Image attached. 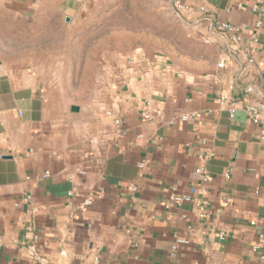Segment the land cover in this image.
Masks as SVG:
<instances>
[{
    "label": "crops",
    "instance_id": "crops-1",
    "mask_svg": "<svg viewBox=\"0 0 264 264\" xmlns=\"http://www.w3.org/2000/svg\"><path fill=\"white\" fill-rule=\"evenodd\" d=\"M0 1L31 25L75 23L95 3ZM173 1L204 42L203 68L123 59L101 66L76 99L36 64L0 59V264H264L251 250H264V139L240 105L230 118L215 103L218 93L264 101V0H180L183 10ZM221 21L238 28V41L209 30ZM199 166L210 176L203 196ZM170 185L203 197V216L192 203L167 210ZM174 236L189 242L173 251Z\"/></svg>",
    "mask_w": 264,
    "mask_h": 264
},
{
    "label": "rangeland",
    "instance_id": "rangeland-1",
    "mask_svg": "<svg viewBox=\"0 0 264 264\" xmlns=\"http://www.w3.org/2000/svg\"><path fill=\"white\" fill-rule=\"evenodd\" d=\"M68 22L31 25L0 1V59L31 62L42 77L81 99L104 65L136 51L205 67L207 49L177 19L169 0H94ZM54 19V18H53Z\"/></svg>",
    "mask_w": 264,
    "mask_h": 264
},
{
    "label": "built area",
    "instance_id": "built-area-1",
    "mask_svg": "<svg viewBox=\"0 0 264 264\" xmlns=\"http://www.w3.org/2000/svg\"><path fill=\"white\" fill-rule=\"evenodd\" d=\"M173 4L177 10H183L185 9L184 5L180 2V0H174ZM202 12L206 11L203 6H200L199 8ZM253 9H257V6L254 5ZM261 26V22L257 20L255 22V30L258 29ZM211 31H216L219 35L226 37L229 41L231 42H236L239 39L238 35V28L227 23V22H211L210 23V29ZM253 41H257L256 36H252ZM136 54L128 57L126 59V64L127 66H132L133 64L137 63V61L143 60V56L140 52L136 51ZM247 63L251 64L253 63V58L249 56L246 59ZM224 62L220 61L217 63L218 68H223L224 67ZM215 103L223 108L225 107L228 111V115L230 118H233L235 115V109L240 105L242 109L244 110L247 119L259 126L258 130V136L261 139H264V101L258 102V103H249V104H242L239 100H233L229 97L228 94L224 93H218L215 96ZM141 117L146 120L150 121L152 118L147 110H144L140 113ZM193 117V114H183L180 116L181 119L183 120H190ZM114 123L116 126L120 125V119H115ZM121 129H117V133L119 134ZM2 154H0L1 157ZM146 164V160H140L138 163L139 167H143ZM78 173H82L81 170H77ZM197 174L199 175L200 178V187H199V192L203 196L206 193V187L207 184L210 180L209 174L206 172L203 166H199L196 169ZM228 172L227 170L225 172V176L228 177ZM49 172L45 171L44 176H48ZM79 190L76 187H73L67 192V195L73 198H76L79 196ZM165 196H166V202L164 204V207L167 210H170L172 208H178L180 207L183 203H192L195 208L199 210V216H203V208L207 204L206 200L203 197H191L189 194L185 192H181L179 188L175 185H170L165 189ZM30 195H25L23 200H29ZM226 200H228L226 198ZM92 198L90 196H87L86 198H83L82 201L80 202L81 206H88L91 204ZM251 224H254V221H251ZM220 238H224V232H220L218 234ZM259 237H262V234H259ZM189 241L187 239H182L179 238L178 236H174V243L172 246V250H176L178 246L187 244ZM251 250L254 253L259 254V258L264 261V250L261 249V246L259 244H254L251 246Z\"/></svg>",
    "mask_w": 264,
    "mask_h": 264
},
{
    "label": "water",
    "instance_id": "water-1",
    "mask_svg": "<svg viewBox=\"0 0 264 264\" xmlns=\"http://www.w3.org/2000/svg\"><path fill=\"white\" fill-rule=\"evenodd\" d=\"M71 110H74V111H76V110H78V108H77V106H71Z\"/></svg>",
    "mask_w": 264,
    "mask_h": 264
}]
</instances>
